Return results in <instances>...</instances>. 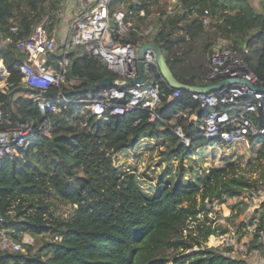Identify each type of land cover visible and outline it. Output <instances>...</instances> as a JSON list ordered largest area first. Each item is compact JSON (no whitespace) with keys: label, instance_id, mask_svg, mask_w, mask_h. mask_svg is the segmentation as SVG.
Masks as SVG:
<instances>
[{"label":"trees","instance_id":"16d2710c","mask_svg":"<svg viewBox=\"0 0 264 264\" xmlns=\"http://www.w3.org/2000/svg\"><path fill=\"white\" fill-rule=\"evenodd\" d=\"M62 0H0V37L12 40L29 34L32 26L47 16L48 30L59 22ZM160 0H114L110 14L120 3L127 11L125 21L135 30L152 25L150 39L161 48L165 61L181 82L205 85L209 55L219 40L234 51L248 48L244 60L264 85V0L258 6L250 0H175L176 9L161 10L146 21ZM143 11V16L139 14ZM209 18L208 25L203 23ZM16 25L18 32L10 27ZM140 36L130 31L126 42ZM72 57L66 80L79 81L65 92H79L87 81L96 83L114 76L102 62L86 55ZM0 61L8 72L7 90H0V128H10L20 118L34 124L46 120L48 134L35 132L29 147L18 157L0 159V228L8 230L23 251L0 253V264H246L227 258L214 248H200L217 228L206 225L204 200L218 203L237 197L264 179V135L253 165L245 169L237 163L210 168L197 184L160 183L155 194H146L131 171H118L114 155L135 147L142 139L162 140L165 154L180 161L215 140L194 138L197 128L184 116L176 121L182 143L172 131L173 116L199 104L188 92L180 91L167 101L172 90L154 72L159 82L160 104L156 112L162 122L150 121V113L136 108L124 115L98 119L83 104L67 103L58 113L42 114L31 93L20 92L9 103V91L22 86L24 55L12 43L0 44ZM55 64V59L50 60ZM201 113H203L201 111ZM264 126V113L250 115ZM252 140V138L250 139ZM260 171V179L251 177ZM66 207L60 212L58 206ZM233 207L240 212L243 206ZM194 228L183 234L188 224ZM29 234L34 245L22 243ZM38 236L50 239L39 246ZM56 237V239H55ZM195 246L199 249L192 250ZM173 252V254H170Z\"/></svg>","mask_w":264,"mask_h":264},{"label":"built area","instance_id":"2783aa9c","mask_svg":"<svg viewBox=\"0 0 264 264\" xmlns=\"http://www.w3.org/2000/svg\"><path fill=\"white\" fill-rule=\"evenodd\" d=\"M68 1H61V14L58 12L61 16L60 22ZM71 1L72 10L63 38L57 37L55 28L48 30L47 16L36 22L26 36L15 40L0 37L1 45L12 43L15 49L24 55V87L60 93L59 96L32 94L39 110L41 107L44 109L40 112L58 113L62 111L64 104H83L98 119L106 122L108 116L124 115L136 108H142L150 113V121L162 122L156 112L160 95L159 82L154 72L163 79L159 74L153 49L144 51L141 60L144 78L142 81H135L140 74V47L152 42L150 34L154 27L148 25L142 30H135L130 22L125 21L127 11L123 2L110 14L109 9L114 0ZM175 9L176 7L167 11ZM139 14L143 16L144 13L140 11ZM109 20L114 22L113 26H110ZM209 22V18L203 19L205 25ZM10 31L16 34L18 27L12 25ZM130 31H136L140 36L138 42L125 41ZM247 52L248 48L245 46L241 51H234L226 44L215 43L208 59L209 71L204 78L205 85L228 78L244 79L256 86L261 85L257 75L248 68L244 60V54ZM84 55L102 62L114 77L118 78L119 84L95 92L89 91L81 97L63 94L65 91L61 89V84L69 71L71 56ZM53 59L55 64L50 62ZM3 70L6 71L4 68ZM1 76L0 73V80ZM179 93L180 91H174L167 101H172ZM188 94L198 102L200 111L186 108L174 114L172 131L182 143L188 145L191 139L183 135L176 121L188 116V120L197 128L194 138L215 140L213 145L201 148L222 153L224 148L234 149L251 138L257 140L258 146H261L258 137L264 135V126H258L250 115L257 116L259 110L264 113V92L249 88L240 82H232L207 93ZM48 131L49 124L46 120L36 125L32 120L19 119L10 128H0V159L18 157L29 147L35 132L48 134ZM233 198L243 206L240 212L228 203V199L222 203H218L216 199L204 200L207 219L199 214L198 220L212 227H220L223 232L217 228L207 236L200 248H216L221 255L243 260L246 264H264V179ZM234 214L239 219L233 229L229 222ZM0 221L2 222L1 217ZM9 233L8 230L0 228V253L23 251L21 243L13 241ZM29 237V234L24 233L21 242L31 245ZM196 249L199 247L195 246L192 250Z\"/></svg>","mask_w":264,"mask_h":264},{"label":"rangeland","instance_id":"374dc122","mask_svg":"<svg viewBox=\"0 0 264 264\" xmlns=\"http://www.w3.org/2000/svg\"><path fill=\"white\" fill-rule=\"evenodd\" d=\"M252 4L258 6L259 0H250ZM175 0H160L159 4L153 8L154 12L149 16L146 21H151L156 17V15L161 10H171L175 7ZM67 6V7H66ZM64 8V13L61 18L60 27H55L61 36L66 26L67 19L70 16V10H72V1L69 0ZM72 12V11H71ZM61 14V12H59ZM61 17V16H59ZM60 22V21H59ZM58 22V23H59ZM141 30L145 28V25H140ZM54 30V31H55ZM56 31V32H57ZM218 43L227 44L223 40H219ZM1 64V61H0ZM79 81L69 79H64L63 85L67 89H72L73 85L78 84ZM175 123L171 120V124ZM260 146H258L257 140L244 141L239 146L234 149H223L222 153L217 150H207L204 148H199L195 151L193 155L187 156L183 160L165 154V147L162 144V140L156 139H142L135 147L131 149H124L114 155L115 167L118 171H131L137 177V182L146 194H155L157 192L158 184L168 182L175 184L177 182L187 183V184H197L199 179L202 178L210 168H220L224 167L229 163H237L245 169H249L254 162L257 151ZM253 179H260V171H254L251 173ZM260 182V180H258ZM230 205L234 204L233 200H228ZM60 212H64L66 207L58 206ZM238 217L234 214L231 217L229 225L234 229ZM194 228V222L188 224L186 229H184L183 234H187L188 229ZM30 236V235H29ZM50 238L48 236H38L39 246L43 242L48 241ZM31 245H34L35 240L32 236L28 238ZM215 251L218 249L214 248ZM170 254H173L171 252ZM170 264V262H169Z\"/></svg>","mask_w":264,"mask_h":264},{"label":"water","instance_id":"95a60500","mask_svg":"<svg viewBox=\"0 0 264 264\" xmlns=\"http://www.w3.org/2000/svg\"><path fill=\"white\" fill-rule=\"evenodd\" d=\"M109 24L110 26H113L114 22L112 20H109ZM148 48L153 49L155 52L157 68L159 70V74L162 77L163 81L174 91L194 92L197 94H203V93L213 91L223 84L232 83V82H240V83L245 84L249 88H253L257 91L264 92V85L256 86L244 79H238V78L223 79L218 82L208 84V85H202V86L183 83L174 76V74L172 73L171 69L169 68V66L167 65L165 61L161 48L155 42H148V43L143 44L140 47L139 54H138L140 74L135 79V81H142L144 78V75L142 73L141 60L143 58L144 51ZM118 84H119L118 78L114 76H107L96 83H91L90 81H87L86 85L77 91L95 92L107 86L118 85ZM16 92H28L31 94L43 95V96H59L60 95L59 92L43 91V90L33 89L30 87L19 86L9 91V103L12 102L13 96ZM63 94L65 95L73 94V92L72 93L64 92ZM40 110L44 111L43 107H41ZM20 119L23 120V118H20Z\"/></svg>","mask_w":264,"mask_h":264},{"label":"crops","instance_id":"0c3cea01","mask_svg":"<svg viewBox=\"0 0 264 264\" xmlns=\"http://www.w3.org/2000/svg\"><path fill=\"white\" fill-rule=\"evenodd\" d=\"M263 6H264V3H263ZM175 7H176V5H175ZM61 23V22H60ZM60 23H58L57 24V27H60L59 25H60ZM56 27V28H57ZM64 29V31L62 32V34H61V36H59V33L60 32H58L57 30H55V33H56V35H57V37L58 38H63L64 36H65V31H66V26L63 28ZM57 31V32H56ZM3 68L5 69V67L3 66V64H2V62H1V64H0V73H1V80H0V90L2 91V92H5L6 90H7V84H6V79H7V76H8V72L6 73V71L4 72V70H3ZM23 86V85H22ZM72 93V92H71ZM19 95H20V92H16L15 94H14V96H13V100H15L17 97H19ZM32 95V94H31ZM32 97V96H31ZM229 201L230 200H233L234 201V204L232 205V206H234L235 204H236V201H235V199L232 197V198H227ZM227 200V201H228ZM229 203V202H228Z\"/></svg>","mask_w":264,"mask_h":264}]
</instances>
